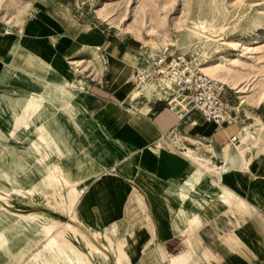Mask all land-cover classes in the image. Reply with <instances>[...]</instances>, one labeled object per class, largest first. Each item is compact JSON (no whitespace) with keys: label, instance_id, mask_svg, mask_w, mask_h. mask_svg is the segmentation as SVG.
<instances>
[{"label":"crops","instance_id":"crops-1","mask_svg":"<svg viewBox=\"0 0 264 264\" xmlns=\"http://www.w3.org/2000/svg\"><path fill=\"white\" fill-rule=\"evenodd\" d=\"M133 44L113 45L105 36L69 29L52 12H42L20 28L14 48H0V95L32 100L39 94L55 110L77 98L96 131L115 144L119 159L107 160L106 172L88 183L79 213L88 231L116 229L114 239L134 264H163L164 257L185 252L197 264H264V180L258 184L254 178L255 159L253 174L240 170L245 162L230 142L244 130L236 123L214 128L195 114L179 120L167 104L171 94L133 100L142 85L137 70L149 69L154 57L139 56L142 47ZM178 137L183 146L175 142ZM190 148L228 174L221 179L197 172L186 157ZM218 185L246 198L249 210L223 201L213 205ZM185 186L190 193L180 198ZM138 222L143 231L134 236L126 226Z\"/></svg>","mask_w":264,"mask_h":264},{"label":"rangeland","instance_id":"rangeland-1","mask_svg":"<svg viewBox=\"0 0 264 264\" xmlns=\"http://www.w3.org/2000/svg\"><path fill=\"white\" fill-rule=\"evenodd\" d=\"M42 12H52L69 29L105 36L113 45L132 40L136 49L142 47L141 57L176 53L196 59L200 65L206 52L236 84H224L234 123L244 130L256 119L264 122V0H0V32L18 37L20 28ZM196 23L204 24V36L194 35ZM3 38L0 48L7 45ZM14 98L0 95V264H79L78 260L89 264L80 251L88 256L90 264H111L92 254L88 242L77 237L66 223L78 217L83 225L79 206L85 188L106 172L107 160L119 159L115 144L96 131L93 122L79 110L77 98L59 106V110L51 108L39 94L32 100ZM37 108L41 113H36ZM29 118L34 126L25 125ZM180 140L178 137L175 142ZM204 148L216 155L212 148ZM252 151L257 157V151H264V141L259 150ZM54 167L59 178L72 174L79 183L85 177L80 188H75L82 192L76 195L75 213L70 211L67 199L61 201L64 212L45 205L56 191L65 195L71 190L64 181L55 187L56 181L52 183L47 177ZM184 189L180 198L190 193V187ZM126 227L134 236V232L138 236L143 231L141 222ZM115 231L92 232L99 233V239L107 243L108 237H115ZM152 246L148 244L146 250ZM110 252L114 264L116 246ZM181 257L184 264H197L191 252L164 257L163 264Z\"/></svg>","mask_w":264,"mask_h":264},{"label":"bare ground","instance_id":"bare-ground-1","mask_svg":"<svg viewBox=\"0 0 264 264\" xmlns=\"http://www.w3.org/2000/svg\"><path fill=\"white\" fill-rule=\"evenodd\" d=\"M201 29H205L204 24L199 25L196 23L192 31L194 35L204 36L201 32ZM0 37H5L3 39L6 40L7 45L14 48L13 44H14L15 36H13L12 34L8 32L7 33L0 32ZM206 38H209V36H206ZM143 52H141V54H143ZM166 55L167 54H161V55L152 54L150 56H154L152 58V62H153V60L157 58L158 56H166ZM202 57L204 58V62L200 65L196 63L195 64L199 67V69L201 70L203 74H205L207 77H209L213 81L218 82L222 86H224V84L230 85V86H234V85L236 86V84L231 80V78L223 72V70L214 60V58H210V56L206 52L202 54ZM152 62H151L149 69H146L145 71L138 70L140 72V76L137 77L138 84H142V85L140 86L138 90H135L132 93L133 100L139 99L145 95L148 98H151L155 95L161 96L163 93L169 94L168 90L169 91L173 90V83L168 77L162 76V77L156 78L155 76H153ZM194 62H196V59H194ZM168 102L171 103V106L176 112L180 110L179 105L182 106V109L187 108L185 103H182L178 99L177 96L171 98V101H168ZM36 113L37 114L41 113V110L39 111V108H37ZM43 114L46 115L48 114V112H46V114L45 113ZM31 123L35 124V122L32 119H30L28 126H31ZM207 124L215 125L214 123H209V122H207ZM232 125H229L228 127ZM263 136H264V124L261 122V119H256L254 125H251L244 129L242 136L240 137V139H238V142L232 144V146L235 148L237 152V156L245 162V165L240 169L242 172L253 174V169H252L253 163L251 162V160L255 159L256 156L254 154V151H252V149L259 150L260 144L262 143V141H264ZM257 153L258 155L255 161L258 164V168L256 172L254 173V176H255L254 178L257 180L259 184L261 183L260 180H264V151H261L260 153L261 155L259 154L258 151ZM186 157L189 158L192 161V163H194V166L196 167V170L199 173L206 172L211 176L221 178L222 176L228 174L229 172L228 169H219L215 166H212L209 161L201 158L199 155L191 151V149L186 153ZM56 171L57 170L54 168V171L50 174H47V177L50 178L52 183L56 181L55 187H57V184L59 185L60 183H63L64 181L66 185L71 186V190L68 191L65 195L62 193L59 194L58 191H56L57 195L54 197H48L45 205L48 209L56 208L59 212H64V206H62L61 201L63 202L64 200L67 199L68 205L70 207V211L75 213V209H74L76 205L75 188H78V187L80 188V185L84 182L85 177H83L81 182L78 183L77 181L74 180V177L72 174H68L66 178H59L55 174ZM253 189H255V187H253ZM216 192H217L216 196L211 201L213 205L217 204L219 201H223V202L229 203L230 205L237 206L245 211L249 210L250 207L246 203V201L243 198L235 195L230 189L226 187H222L221 185H218ZM262 194L264 196V187H262ZM57 197H59L60 199H57ZM11 213H16V212L12 211ZM18 216L22 217V215H18ZM30 217L32 218L33 215H30ZM201 218L202 216L200 215L196 218V220L194 221L195 227L198 226V223H200ZM197 220H199V222H197ZM66 224H67L66 225L67 228L73 231L77 237L81 236L88 242L91 248V251H92L91 253L92 254L95 253L99 257L100 261L107 260L111 262L112 264L111 257H110L111 255L110 251H111V248L112 250H114L116 246L114 264H124L125 261H127L128 264L133 263L126 255L123 249V246H118L114 238L108 237L107 243L102 242L99 239L101 235L99 233L86 230L81 224V221H79L78 217H75V218L72 217L70 221ZM141 228L143 229V227ZM52 229L55 230L54 228ZM134 233H136L135 236H137V232H134ZM56 239L57 238L54 237V240ZM80 254H82V257L85 261L89 262V264L91 263L88 256L85 253L80 251ZM183 258L184 257L174 260L172 264H184L185 262ZM78 262L79 264H81L79 260Z\"/></svg>","mask_w":264,"mask_h":264},{"label":"built area","instance_id":"built-area-1","mask_svg":"<svg viewBox=\"0 0 264 264\" xmlns=\"http://www.w3.org/2000/svg\"><path fill=\"white\" fill-rule=\"evenodd\" d=\"M152 74L156 78L168 77L173 83L172 95L185 103L186 109H182L179 105L180 110L177 111L179 120L195 114L219 128L234 123V119L229 114L225 87L203 74L194 59L176 53L158 56L152 62ZM136 76H140L138 70ZM167 104L171 110H174L170 102L167 101ZM230 142L237 143L238 137H231Z\"/></svg>","mask_w":264,"mask_h":264}]
</instances>
